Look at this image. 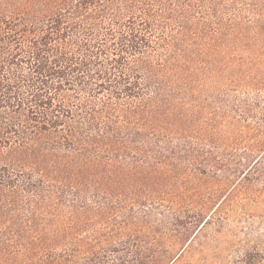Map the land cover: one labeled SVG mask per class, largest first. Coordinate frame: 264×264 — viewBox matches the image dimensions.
<instances>
[{
    "label": "trees",
    "instance_id": "trees-1",
    "mask_svg": "<svg viewBox=\"0 0 264 264\" xmlns=\"http://www.w3.org/2000/svg\"><path fill=\"white\" fill-rule=\"evenodd\" d=\"M263 93L264 0H0V264L177 261L264 176Z\"/></svg>",
    "mask_w": 264,
    "mask_h": 264
},
{
    "label": "rangeland",
    "instance_id": "rangeland-1",
    "mask_svg": "<svg viewBox=\"0 0 264 264\" xmlns=\"http://www.w3.org/2000/svg\"><path fill=\"white\" fill-rule=\"evenodd\" d=\"M215 106L223 105L216 102ZM246 146L243 143L235 149L242 153V149L248 150ZM214 151L228 155L231 150ZM251 181L228 195L224 205L216 209L215 219L196 235L191 251L173 262L178 255L175 253L167 264H264V176L259 179L255 175ZM226 194L214 202L212 209Z\"/></svg>",
    "mask_w": 264,
    "mask_h": 264
}]
</instances>
